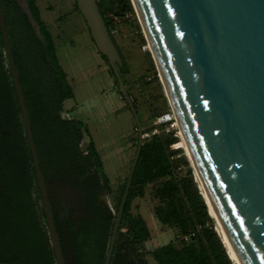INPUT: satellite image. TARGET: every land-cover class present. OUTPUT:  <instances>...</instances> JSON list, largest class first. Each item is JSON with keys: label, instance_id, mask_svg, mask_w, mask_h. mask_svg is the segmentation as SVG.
<instances>
[{"label": "trees", "instance_id": "trees-1", "mask_svg": "<svg viewBox=\"0 0 264 264\" xmlns=\"http://www.w3.org/2000/svg\"><path fill=\"white\" fill-rule=\"evenodd\" d=\"M25 1L43 41L21 0H0L60 247L66 264H104L128 176L112 210L105 199V194H112V184L89 127L81 119L63 115L65 102L75 94L58 58L53 33L37 0ZM99 8L123 59L119 71L144 134H149L143 140L110 264H152L150 257L158 264H234L181 137L170 128L172 119L144 123L146 115L155 122L163 114L156 99L144 96L153 83L161 90L163 106L167 110L170 106L149 50L145 51L148 72L136 80L130 78L131 66L115 31L132 27L140 43L146 44L132 0H101ZM74 12L82 15L76 0ZM100 55L130 110L107 57ZM136 131L137 148V126ZM149 185L158 200L156 217L177 231L174 240L152 250L146 248L151 239L147 221L132 213L134 199L143 197ZM0 262L57 264L1 25Z\"/></svg>", "mask_w": 264, "mask_h": 264}, {"label": "water", "instance_id": "water-1", "mask_svg": "<svg viewBox=\"0 0 264 264\" xmlns=\"http://www.w3.org/2000/svg\"><path fill=\"white\" fill-rule=\"evenodd\" d=\"M100 1L76 0L95 45L112 67L138 129L136 153L104 262L110 264L144 131L119 71L123 59L100 11ZM132 2L166 96L181 123L192 165L223 227L243 264H264V0ZM26 11L43 41L28 4ZM0 25L57 264H66L1 2ZM105 199L110 206L108 197Z\"/></svg>", "mask_w": 264, "mask_h": 264}, {"label": "rangeland", "instance_id": "rangeland-1", "mask_svg": "<svg viewBox=\"0 0 264 264\" xmlns=\"http://www.w3.org/2000/svg\"><path fill=\"white\" fill-rule=\"evenodd\" d=\"M21 3L26 8V1L21 0ZM38 3L53 33L61 62L68 71L75 90L76 98L66 101V109L71 117L79 118L88 125L97 147L101 150L113 178V191L112 194L108 193V201L114 210L116 196L126 181L135 155L137 131L134 116L118 93L115 79L93 42L85 19L74 12L75 0H38ZM136 16L140 22L137 12ZM142 32L145 37L143 27ZM115 35L130 63V78L136 80L147 73L149 64L145 51L150 49L146 37V44L142 45L135 29L127 26L118 28ZM163 92L166 95L164 85ZM160 94L161 90L155 83L144 93L146 99H156V106L163 109V114L155 122L148 121L146 115L144 123L149 125L172 119L170 128H175L180 135L169 99L166 96L170 106L167 110L162 104ZM73 104H77V107L73 108ZM181 140L184 146L182 137ZM186 153L188 155L187 151ZM189 161L192 165L191 160ZM157 203L152 185L146 188L143 197L135 198L132 203V213L143 214L150 225L152 237L146 243L147 249L167 243L176 236L174 228L162 225L156 217L154 207ZM215 222L217 230L220 231L216 219Z\"/></svg>", "mask_w": 264, "mask_h": 264}, {"label": "bare ground", "instance_id": "bare-ground-1", "mask_svg": "<svg viewBox=\"0 0 264 264\" xmlns=\"http://www.w3.org/2000/svg\"><path fill=\"white\" fill-rule=\"evenodd\" d=\"M148 43H149V42H148ZM149 49H151L150 44H149ZM174 113H175V112H174ZM175 117H176V115H175ZM175 120H176V124H177V126L179 127L180 135H181V137H182V139H183V141H184V147H185V149H186V151L188 152V155H189V157H190L189 160H191V162H192L191 151H190L189 145H188V143H187V141H186V137H185V134H184V132H183V129H182L181 123L179 122V120H178L177 118H176ZM192 163H193V162H192ZM195 172H196V175H197V177H198V179H199V181H200L199 175H198V173H197L196 170H195ZM200 183H201L202 190H203V192L205 193L206 199H207V201H208V204H209V208H210L211 214H212V216L216 219V221H217V223H218V227H219V230H220L219 232L222 234V236H223V238H224V240H225V243H226V245L228 246V248H229V250H230V254H231V256H232L234 262H235L236 264H243V262H242V260H241V258H240V256H239V254L237 253V250H236L235 246L233 245L231 239L229 238V235H228L227 231H226L225 228L223 227L222 221H221V219L219 218V216H218V214H217V211H216V209H215V207H214V205H213V203H212L210 197L208 196V194H207V192H206V189H205L204 185L202 184L201 181H200Z\"/></svg>", "mask_w": 264, "mask_h": 264}, {"label": "crops", "instance_id": "crops-1", "mask_svg": "<svg viewBox=\"0 0 264 264\" xmlns=\"http://www.w3.org/2000/svg\"><path fill=\"white\" fill-rule=\"evenodd\" d=\"M37 2H38V0H37ZM38 5H39V3H38ZM40 7V6H39ZM74 7H75V5H74ZM41 9V8H40ZM41 14H42V18L45 20V18H44V15H43V12L41 11ZM46 21V20H45ZM47 22V21H46ZM47 24H48V22H47ZM49 25V24H48ZM50 27V26H49ZM56 49H57V46H56ZM57 55H58V58H59V60H60V63H61V65L63 66V68H64V70L67 72V75H68V79H69V81H70V76H69V73H68V71L65 69V67H64V65L62 64V62H61V59H60V56H59V52H58V50H57ZM71 83V82H70ZM74 89V88H73ZM74 94H75V90H74ZM75 98H76V94H75V97L73 98L74 100H75ZM75 102V101H74ZM65 104H66V102H65ZM74 107H77V104H73V108ZM65 108H66V106H65ZM67 110V109H66ZM68 111V110H67ZM67 111H65L64 112V116H66V117H71L70 116V114L67 112ZM79 119V118H78ZM83 121V120H82ZM84 122V121H83ZM85 123V122H84ZM86 124V123H85ZM87 125V124H86ZM88 126V125H87ZM89 130H90V128H89ZM91 132V131H90ZM92 135V134H91ZM94 140V139H93ZM95 142V141H94ZM96 144V143H95ZM96 147H97V145H96ZM97 149L99 150V152H100V154H101V157H102V159H103V163H104V169H105V172L107 173V175H108V177H109V179H110V181H111V184H113V178H112V176H111V173L109 172V170L107 169V165H106V162H105V159H104V157H103V155H102V153H101V150L97 147ZM105 196L106 197H108V193L107 194H105ZM139 214H141V213H139ZM144 218H145V220L147 221V218L143 215V214H141ZM147 223H148V221H147ZM161 223V222H160ZM163 225V224H162ZM148 226H149V228H150V225H149V223H148ZM151 230V229H150ZM176 230V229H175ZM176 233H177V231H176ZM151 237H152V233H151ZM175 238V237H174ZM174 238L172 239V240H174ZM172 240H170V241H172ZM170 241H168V242H170ZM167 242V243H168ZM167 243H164V244H167ZM164 244H162V245H164ZM158 246H161V245H157V246H155L154 248H156V247H158ZM154 248H152V249H154ZM152 249H148V250H152ZM122 252H125V250H123ZM133 258H135V257H133ZM150 261H151V263L152 264H158L152 257H150Z\"/></svg>", "mask_w": 264, "mask_h": 264}, {"label": "built area", "instance_id": "built-area-1", "mask_svg": "<svg viewBox=\"0 0 264 264\" xmlns=\"http://www.w3.org/2000/svg\"><path fill=\"white\" fill-rule=\"evenodd\" d=\"M155 132H156V130H153V131H152V133H155ZM148 135H149V134L146 133V136H148ZM189 238H190L189 236H184V240H185V241H188Z\"/></svg>", "mask_w": 264, "mask_h": 264}]
</instances>
